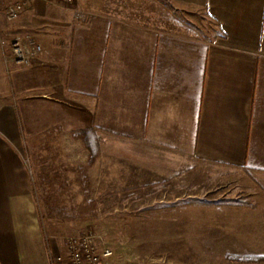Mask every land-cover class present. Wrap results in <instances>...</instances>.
<instances>
[{"label":"crops","instance_id":"1","mask_svg":"<svg viewBox=\"0 0 264 264\" xmlns=\"http://www.w3.org/2000/svg\"><path fill=\"white\" fill-rule=\"evenodd\" d=\"M164 1L139 22L78 0L88 13L70 26L54 0H0L6 34L47 51L17 64L0 46V264H68L65 240L45 238L26 163L55 137L83 145L77 134L93 131L102 160L120 141L165 172L185 163L241 191L264 184V0Z\"/></svg>","mask_w":264,"mask_h":264},{"label":"rangeland","instance_id":"2","mask_svg":"<svg viewBox=\"0 0 264 264\" xmlns=\"http://www.w3.org/2000/svg\"><path fill=\"white\" fill-rule=\"evenodd\" d=\"M55 2L70 26L85 21L87 9L78 1ZM94 3L135 21L169 9L164 0ZM11 25H0V41L13 38L5 32ZM48 43V57L56 56L53 40ZM81 133L83 145L55 137L26 156L46 239L94 231L112 248L111 264H264L240 259L264 257V184L241 191L230 175L203 177L201 168L185 163L165 172L160 168L170 164L137 157L120 141L109 147L122 153L102 160L101 138L90 148Z\"/></svg>","mask_w":264,"mask_h":264},{"label":"built area","instance_id":"3","mask_svg":"<svg viewBox=\"0 0 264 264\" xmlns=\"http://www.w3.org/2000/svg\"><path fill=\"white\" fill-rule=\"evenodd\" d=\"M65 5H73L78 0H55ZM26 2H14L8 5L6 16L9 20L19 18L25 9ZM1 48L9 47L12 57H5L7 62L14 61L17 64L28 62L39 57L43 53V46L30 34L13 37L10 41L2 39ZM68 264H107L113 256L112 248L106 245L104 237L94 231H88L81 235L65 238Z\"/></svg>","mask_w":264,"mask_h":264},{"label":"trees","instance_id":"4","mask_svg":"<svg viewBox=\"0 0 264 264\" xmlns=\"http://www.w3.org/2000/svg\"><path fill=\"white\" fill-rule=\"evenodd\" d=\"M81 134L84 135L87 146L91 148V146L97 143L98 138H96V134L93 131H84ZM240 259H245L247 261H253V262H258V261H263L264 257L262 256H250V257H245V258H240Z\"/></svg>","mask_w":264,"mask_h":264}]
</instances>
